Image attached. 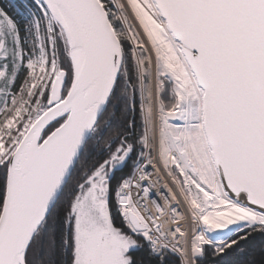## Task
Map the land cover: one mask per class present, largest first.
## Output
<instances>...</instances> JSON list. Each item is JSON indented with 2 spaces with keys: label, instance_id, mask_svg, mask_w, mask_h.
I'll use <instances>...</instances> for the list:
<instances>
[{
  "label": "snow or ice",
  "instance_id": "snow-or-ice-1",
  "mask_svg": "<svg viewBox=\"0 0 264 264\" xmlns=\"http://www.w3.org/2000/svg\"><path fill=\"white\" fill-rule=\"evenodd\" d=\"M31 3L0 8V264H264V0Z\"/></svg>",
  "mask_w": 264,
  "mask_h": 264
},
{
  "label": "trees",
  "instance_id": "trees-1",
  "mask_svg": "<svg viewBox=\"0 0 264 264\" xmlns=\"http://www.w3.org/2000/svg\"><path fill=\"white\" fill-rule=\"evenodd\" d=\"M20 7V3L17 0H0V8L8 12V14L16 20V22L21 26L22 29L26 20H24L21 13H19L21 10ZM21 35L23 36V31L21 32ZM133 118L136 121L137 127H139L138 106ZM113 214L115 215V211L113 212ZM245 247L248 249L250 255L249 257L242 258V260L250 259L252 255H256L260 247H264V236L255 234ZM258 258L259 257L257 256V259ZM172 264H177V258H172Z\"/></svg>",
  "mask_w": 264,
  "mask_h": 264
},
{
  "label": "rangeland",
  "instance_id": "rangeland-1",
  "mask_svg": "<svg viewBox=\"0 0 264 264\" xmlns=\"http://www.w3.org/2000/svg\"><path fill=\"white\" fill-rule=\"evenodd\" d=\"M20 3V12L23 19L26 20L27 13L30 11H35V8L32 6L31 0H17ZM22 78V76H21ZM152 85V79L149 81V86L151 87ZM137 106H138V119H139V124H140V113H139V106H140V96L137 94Z\"/></svg>",
  "mask_w": 264,
  "mask_h": 264
},
{
  "label": "built area",
  "instance_id": "built-area-1",
  "mask_svg": "<svg viewBox=\"0 0 264 264\" xmlns=\"http://www.w3.org/2000/svg\"><path fill=\"white\" fill-rule=\"evenodd\" d=\"M161 182H162V184L165 182V180L163 179V175H162V180H161ZM163 190H164V189H162V191H163ZM180 210H181V212H183L184 209H183L182 206L180 207ZM185 227H186V230H187V231H189V232L191 231V229H190V227H189L188 225H185Z\"/></svg>",
  "mask_w": 264,
  "mask_h": 264
},
{
  "label": "bare ground",
  "instance_id": "bare-ground-1",
  "mask_svg": "<svg viewBox=\"0 0 264 264\" xmlns=\"http://www.w3.org/2000/svg\"><path fill=\"white\" fill-rule=\"evenodd\" d=\"M151 88L153 89V94L155 93V81H154V75H153V78H152V85H151ZM153 99H155V96L153 95Z\"/></svg>",
  "mask_w": 264,
  "mask_h": 264
}]
</instances>
